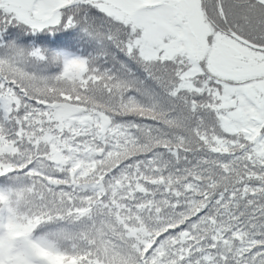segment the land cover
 Segmentation results:
<instances>
[{
  "label": "snow or ice",
  "instance_id": "6c2138e0",
  "mask_svg": "<svg viewBox=\"0 0 264 264\" xmlns=\"http://www.w3.org/2000/svg\"><path fill=\"white\" fill-rule=\"evenodd\" d=\"M0 264H264V0H0Z\"/></svg>",
  "mask_w": 264,
  "mask_h": 264
}]
</instances>
